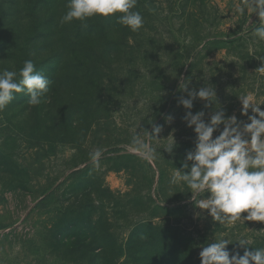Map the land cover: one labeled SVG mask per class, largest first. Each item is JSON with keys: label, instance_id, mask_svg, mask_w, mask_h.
<instances>
[{"label": "rangeland", "instance_id": "374dc122", "mask_svg": "<svg viewBox=\"0 0 264 264\" xmlns=\"http://www.w3.org/2000/svg\"><path fill=\"white\" fill-rule=\"evenodd\" d=\"M66 2L0 0V69L31 59L51 81L40 105L19 93L0 113V264H200L221 233L230 253L243 255L242 234L248 251L264 247V223L219 224L169 184L195 140L181 82L212 85L226 117L244 123L238 96L264 100L258 17L240 15V0H138L144 26L132 32L115 16L62 25ZM206 103L190 111L208 120ZM151 120L177 147L149 163L128 146Z\"/></svg>", "mask_w": 264, "mask_h": 264}, {"label": "clouds", "instance_id": "9594fccd", "mask_svg": "<svg viewBox=\"0 0 264 264\" xmlns=\"http://www.w3.org/2000/svg\"><path fill=\"white\" fill-rule=\"evenodd\" d=\"M137 4L138 0H67V10L60 23L79 21L86 26V21L91 18L115 16L119 24L137 32L144 26V17L136 10ZM236 10L240 15L258 17L252 36L255 41L264 42V0H240ZM258 70L264 72V66ZM50 83L42 72L36 70L31 59L24 60L18 71L0 69V113L19 93L28 95L30 106L40 105L50 90ZM187 84L188 81L179 84L181 90L187 91V98H181L179 104L188 110L183 120L195 133L194 148L187 151L179 169L174 167L169 184L185 188L186 191L181 193H191L194 206L207 210L212 220L219 224L234 225L246 220L264 223V110L260 108L264 100H257L254 92L238 96L241 115L247 116L248 120L244 123L235 115L226 117L212 85L188 91ZM196 98L206 101L205 107L213 108L208 120L204 119L203 111L195 114L190 111ZM165 121L171 123L173 117L166 116ZM149 124H153L152 120ZM217 131L219 134L213 138ZM161 132L162 126L156 124L151 132L142 129L137 133L135 130L128 147L149 163L156 158L157 148L159 152L163 149L172 154L177 143L171 134L158 138ZM89 155L92 164L99 168L103 151L97 148ZM242 213L246 215L242 216ZM256 235L264 237V230L256 231ZM235 242L245 249L243 255L235 250L230 253L226 246L233 241L226 233H221L202 247L200 264H264V247L247 250V246L253 243L251 237L242 234L235 238Z\"/></svg>", "mask_w": 264, "mask_h": 264}]
</instances>
